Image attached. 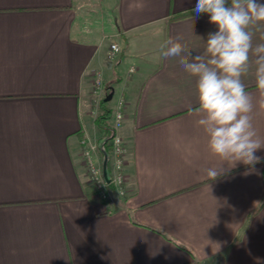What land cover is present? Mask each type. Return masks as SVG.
<instances>
[{"label":"crops","instance_id":"1","mask_svg":"<svg viewBox=\"0 0 264 264\" xmlns=\"http://www.w3.org/2000/svg\"><path fill=\"white\" fill-rule=\"evenodd\" d=\"M87 1L0 0V264H264V160L208 178L223 161L197 123V78L162 56L177 34L196 55L217 26L195 16L197 0H101L96 21ZM249 30L253 47L264 43V22ZM254 61L242 81L264 140ZM99 71L108 106L126 102L124 192L107 198L83 155L91 147L113 166Z\"/></svg>","mask_w":264,"mask_h":264},{"label":"clouds","instance_id":"2","mask_svg":"<svg viewBox=\"0 0 264 264\" xmlns=\"http://www.w3.org/2000/svg\"><path fill=\"white\" fill-rule=\"evenodd\" d=\"M195 16L209 15V23L218 28L210 32L205 47L196 55L181 43L182 35L169 39L162 46V56L178 58L181 67L196 77L197 123L208 134V147L223 163L207 169L210 180L226 174L242 163L247 171L264 158L256 152L264 148L252 123L253 101L246 91L242 76L250 66V53L255 57L256 87L264 107V43L253 47L254 33L249 29L264 22V3L258 0H197ZM201 39V38H200ZM264 39V37H262ZM202 40V39H201ZM231 167L225 168V164Z\"/></svg>","mask_w":264,"mask_h":264},{"label":"built area","instance_id":"3","mask_svg":"<svg viewBox=\"0 0 264 264\" xmlns=\"http://www.w3.org/2000/svg\"><path fill=\"white\" fill-rule=\"evenodd\" d=\"M120 53L121 46L117 42H112L107 53L108 59L116 61ZM104 86L105 82L102 73L99 71L93 79V95L98 101L101 99ZM125 106L126 102L123 97L117 98L113 106V122L111 126L114 134L109 141L111 143V153L113 157V166H111V170H109L106 165V174L104 173V165L97 163L91 147L85 148L83 152L93 182V191L100 198H107L109 196V190L112 185L116 188L118 193L122 194L124 192L122 184L125 180L123 168L126 145L120 134V128L125 119Z\"/></svg>","mask_w":264,"mask_h":264},{"label":"trees","instance_id":"4","mask_svg":"<svg viewBox=\"0 0 264 264\" xmlns=\"http://www.w3.org/2000/svg\"><path fill=\"white\" fill-rule=\"evenodd\" d=\"M106 95H107V93H106ZM105 96H103L98 102V104L102 108V113L99 116H97V121L100 125H102V127L105 130V137L103 139V143L109 149L111 146L109 144V141L112 138L114 131H113L111 124H108L107 120L112 116L113 108L108 106V100H105ZM112 187H113V185H112Z\"/></svg>","mask_w":264,"mask_h":264},{"label":"rangeland","instance_id":"5","mask_svg":"<svg viewBox=\"0 0 264 264\" xmlns=\"http://www.w3.org/2000/svg\"><path fill=\"white\" fill-rule=\"evenodd\" d=\"M83 8H85V11L88 12H94V14L89 15V17H87V21L90 20H102L103 19V15H105L106 17V13H108V8L103 4V2L101 0H88L87 3L84 4ZM106 88L103 89V92L101 94V97L104 96L105 94V90ZM116 96H114L115 98ZM127 149V147H126Z\"/></svg>","mask_w":264,"mask_h":264},{"label":"water","instance_id":"6","mask_svg":"<svg viewBox=\"0 0 264 264\" xmlns=\"http://www.w3.org/2000/svg\"><path fill=\"white\" fill-rule=\"evenodd\" d=\"M112 91L109 92L106 96H105V100H109L111 97H112ZM106 158H105V161H104V173L106 174Z\"/></svg>","mask_w":264,"mask_h":264}]
</instances>
